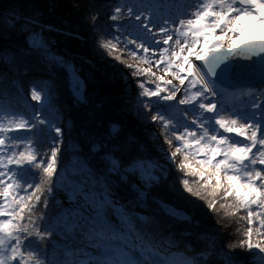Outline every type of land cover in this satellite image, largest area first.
<instances>
[{"label": "trees", "instance_id": "obj_1", "mask_svg": "<svg viewBox=\"0 0 264 264\" xmlns=\"http://www.w3.org/2000/svg\"><path fill=\"white\" fill-rule=\"evenodd\" d=\"M192 1L0 0V41L13 44L11 49L0 48V126L15 129L23 119L35 124L15 134L19 140L31 141L13 149L16 152L24 150L48 160L46 152L50 156L52 147L59 149L50 178L35 164L18 169L20 180L40 183L41 189L37 193L41 200L29 201L32 210H25L21 225L33 233L31 241L39 239L37 232H51L35 246L25 240L17 254L18 264H37V260L79 264L75 258L84 254L102 260L101 255L115 253L105 252L108 248L100 245L107 239L135 249L134 256L143 254L153 264H261L258 249L240 246L247 239L246 211L237 210L234 197L213 196L211 189H203L201 182L180 170L183 149L176 158L170 156L182 147L173 131L191 126L189 117L199 115L198 105L178 103L183 88L177 100L144 97L139 85L154 88L155 84L139 79L132 68L146 55L126 41L144 42L150 48L148 60L160 57L164 44L153 43L164 38L159 29L179 27L176 22L187 16L184 7ZM129 7L133 17L141 16L140 21L129 17ZM145 17L151 32L140 27ZM52 75L55 82L48 79ZM81 82L83 99L76 95ZM172 82L178 85L177 80ZM33 92L41 96L40 101L32 99ZM226 97L219 96L217 103V114L222 116ZM213 101L209 97L204 102ZM157 112L172 120L168 129L151 120ZM56 127L62 135L58 136ZM11 135L10 131L5 136L6 145L13 143ZM132 160L151 165L157 179L146 182L138 170L126 171ZM184 178L201 197L184 190ZM33 191H19L17 197ZM213 200L216 207L210 209L207 204ZM0 202L4 204L3 197ZM253 211L259 210L254 207ZM5 219L12 218L1 214L0 220ZM251 227L253 244H264V227L258 218ZM11 246L3 248L10 256ZM41 246L43 255L36 251ZM71 248L74 253L69 252ZM3 257L11 264L7 254Z\"/></svg>", "mask_w": 264, "mask_h": 264}, {"label": "snow or ice", "instance_id": "obj_2", "mask_svg": "<svg viewBox=\"0 0 264 264\" xmlns=\"http://www.w3.org/2000/svg\"><path fill=\"white\" fill-rule=\"evenodd\" d=\"M194 6L197 7V11L193 14V18L178 20L176 24L179 27L174 24L171 26V30L169 27L159 29L164 37L162 42L167 47L160 49L161 55L156 60V64L166 65L165 70L178 81V85H174L172 80H165L161 76L159 83L154 81V88H145L143 83L139 86L144 89V97L149 99L155 97L161 101L177 100V93L183 88V98H179L178 103L180 105H198L199 115L191 119V126H184L173 131L174 139L180 142L182 147H177L170 153V156L176 158L183 149V160L178 165L180 170H186L187 175L201 182L203 189H211V195L216 196L222 193L223 199L235 198L237 210L242 208L246 211L245 219L249 224L246 230L247 239L242 241L240 246L248 250L258 249L261 264H264V244H253V228L251 227L257 218L259 225L264 227V170L257 167V165H264V123L260 122L264 118V113H257L256 119L248 120L250 122H245L238 116L236 119L226 120L221 114H217V102H204L209 97L217 96L214 85L210 83L208 77H215L217 70L226 61L237 56L251 59L254 55L258 56L260 53H264V37H261L258 42L244 40L255 26H264V0H199L198 5ZM115 11L118 13L120 9L117 8ZM128 15L133 17L131 7L128 9ZM133 18L137 21L141 20L140 15H135ZM147 19L145 17V22L140 27L148 28ZM217 30L219 35H217ZM148 31L151 32L152 29L148 28ZM173 33L177 37L175 40ZM170 41L174 42L175 50L169 43ZM153 43L159 44L160 41H153ZM126 44L142 49L145 54L150 52V48L144 42L137 43L136 39H129ZM44 47L46 46L44 45ZM151 51L155 54L154 48ZM164 53H167V56ZM132 55L135 56L136 53L133 52ZM54 58L63 63L62 58ZM114 58L119 59V57ZM261 58L264 62V57ZM194 61L202 62L204 67L201 68L199 64V70L194 72L193 68L197 67ZM68 67L71 69V65ZM150 75L155 77V73H150ZM221 91L225 90L221 89ZM82 92L81 82V90L76 92V95L81 99H83ZM32 99L40 101L41 96L33 92ZM260 106L261 102L254 100L252 108L258 109ZM146 110L150 111L151 109ZM204 113L213 115L204 119ZM184 115L189 116L187 112ZM39 116L37 115V118ZM151 120L162 122L166 129L172 124V120L166 119L159 112L153 115ZM210 120L214 121L218 129H222L223 132L211 130L210 126H206ZM33 127L35 124L28 119H23L15 129L9 130L0 126V168L5 169L0 170V197H3L4 200V204H0V214H7L12 218L0 220V249L9 244L12 245L10 249L12 256L8 258L10 260L17 259L20 248L25 246V240L29 241V245L35 246L51 236L50 231L46 234L37 232L36 235L39 239L31 241L29 238L33 233L21 225L25 210L29 212L32 210L29 201L33 198L37 202L41 200L40 195L37 194L41 189L40 183L25 184L20 180L18 169L26 164H35L50 178L55 172L59 151L56 146L52 147L48 160L39 159L37 155H32L24 150L14 151L13 149L20 147L21 144L31 143V141L25 142L17 139L15 134L21 130H31ZM54 130L58 136L63 134L60 127H56ZM10 131L12 133L10 139L13 143L6 145L5 136ZM176 131L179 134H176ZM226 134H235L236 137L242 139L231 140ZM167 143L171 145L172 139H168ZM253 149H257V152L254 153ZM113 163L115 166V162ZM137 170L146 182L157 179L151 174V165L132 160L126 171L135 172ZM181 184L189 194L197 198L201 197L200 191L194 192L193 188L189 186L188 178L182 179ZM28 189L34 190L32 195L17 197L19 191ZM143 195L144 193L141 192V196ZM207 207L215 209L214 200L209 201ZM254 207L259 211H253ZM169 211L178 216L171 209ZM36 251L41 255L44 253L42 246L38 247ZM29 255H33V253H29ZM0 264H7L2 252H0ZM37 264H45V262L37 260Z\"/></svg>", "mask_w": 264, "mask_h": 264}, {"label": "rangeland", "instance_id": "obj_3", "mask_svg": "<svg viewBox=\"0 0 264 264\" xmlns=\"http://www.w3.org/2000/svg\"><path fill=\"white\" fill-rule=\"evenodd\" d=\"M198 3H199V0H194L191 2V6H189V5L185 6L184 9L187 10V16L180 18V20H187V19L193 18V14L197 11V7H195L194 5H198ZM1 4H2V2H0V6H1ZM263 32H264V26L257 25L252 29V31L249 32L248 35L258 34V33H263ZM217 35H219L218 30H217ZM176 38L177 37L175 36L174 40ZM162 41H163V39L160 40V42H162ZM169 43L172 45L173 50H175L176 46H175L174 42L170 41ZM11 46L13 47V44L7 40L6 41H0V48L11 49ZM165 47H167V46L163 45V46H161V49L165 48ZM142 52H143V50H142ZM147 54H145V55L147 56ZM146 56L143 57L141 60H137V62L132 65V68L134 69V71H135V73L139 79L143 80L145 83H147L149 85L153 84L154 81L159 83V77H161V76H163L165 80H172V81L175 80L172 77V75L168 71L165 70L166 65L156 64V60L159 59V56L153 57L152 60H148L146 58ZM165 56H167V54ZM194 63L196 64L195 61H194ZM196 65H197L198 69H197V67H194L193 68L194 72L199 70V65L198 64H196ZM150 73H155V77L150 75ZM216 92H217V96L211 97V98L214 99L213 102H217L219 104V101H218L219 94H221L222 92L221 91H216ZM237 92H238L237 94H239L240 92H243V90L237 91ZM251 94H255L256 98L253 100H250V99L244 100L245 95L241 94V95H238V97L235 98L234 100L227 102L226 106L224 107L223 117L228 120V119H236V116H238V117L243 118L245 120V122H250L248 120L256 119L257 113H264V109L262 106V104L264 103V87H262L260 89L259 88L255 89L254 91H252ZM254 100H259L261 102L260 108H258V109L252 108V104L254 103ZM192 108H194V106H192ZM192 108H190L189 110H192ZM191 115L194 116V118L196 117V114L191 113ZM189 116H190V114H189ZM209 116H212V115L204 113V119H207ZM189 119H192V118L189 117ZM260 122L264 123V118H262ZM206 126H210L211 130H218L219 131V129L217 128L218 126L215 125L214 121H211V120L208 121ZM193 127H195V126H193ZM233 135H235V134H233ZM228 136L231 138V140L236 139V136L231 137L230 134H228ZM237 139L241 140L242 138L237 137ZM257 147L259 148V145ZM253 152L254 153L257 152V149H253ZM45 157L49 158L48 152H46ZM257 167H259L261 170H264V165H257ZM116 191L119 192L120 190L116 189ZM122 193L123 192H121L120 195H122L124 198H126L127 196L125 194H122ZM0 198H2V197H0ZM110 243H111V241H101L100 245H103L106 247V246H109L108 244H110ZM118 246H120V245H117L116 247L112 246L111 248H108V250H110V251L115 250L116 252L113 254H114V256H117L118 252H117L116 248ZM121 251H122V249H121ZM134 251H135V249H133V248L129 250L130 253H134ZM0 252H2L3 256L4 255L6 256V254H7L8 258L11 257L8 254V252L4 249H0ZM74 252H75V250H73L71 253H74ZM163 253L166 255H169L168 251H163ZM82 256H83V258L81 260H83V261L90 257L89 254H84ZM259 258H260V255H259ZM75 259H77V263H79L78 257H76ZM121 260H125L126 262L131 263V264L132 263L138 264V263H135V262H137L135 259H131L128 261L125 258L114 259L111 264H122ZM16 261H17V259H15V260L8 259V262H10L11 264H18V262H16Z\"/></svg>", "mask_w": 264, "mask_h": 264}, {"label": "water", "instance_id": "obj_4", "mask_svg": "<svg viewBox=\"0 0 264 264\" xmlns=\"http://www.w3.org/2000/svg\"><path fill=\"white\" fill-rule=\"evenodd\" d=\"M264 37V32L245 37V41H260ZM264 53L258 56H252L251 59L243 57H233L226 61L218 70L215 77H208L210 83H213L215 91L223 93H232L244 89H256L264 86V62L262 58ZM203 68L202 62H196ZM206 72V70H205Z\"/></svg>", "mask_w": 264, "mask_h": 264}, {"label": "bare ground", "instance_id": "obj_5", "mask_svg": "<svg viewBox=\"0 0 264 264\" xmlns=\"http://www.w3.org/2000/svg\"><path fill=\"white\" fill-rule=\"evenodd\" d=\"M198 69V67H197ZM44 72H48L47 70H44ZM50 73V72H49ZM50 74H53V73H50ZM56 76L52 75L50 76L48 79L51 80L52 82H55L56 81ZM253 99L255 98V96L252 97ZM132 98L131 97H128V100H131Z\"/></svg>", "mask_w": 264, "mask_h": 264}]
</instances>
